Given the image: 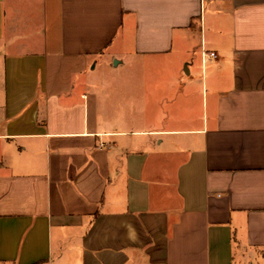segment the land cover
Segmentation results:
<instances>
[{
	"label": "crops",
	"instance_id": "1",
	"mask_svg": "<svg viewBox=\"0 0 264 264\" xmlns=\"http://www.w3.org/2000/svg\"><path fill=\"white\" fill-rule=\"evenodd\" d=\"M0 264H264V0H0Z\"/></svg>",
	"mask_w": 264,
	"mask_h": 264
},
{
	"label": "built area",
	"instance_id": "2",
	"mask_svg": "<svg viewBox=\"0 0 264 264\" xmlns=\"http://www.w3.org/2000/svg\"><path fill=\"white\" fill-rule=\"evenodd\" d=\"M218 58V54L215 51L203 50L202 60L203 62H208Z\"/></svg>",
	"mask_w": 264,
	"mask_h": 264
},
{
	"label": "rangeland",
	"instance_id": "3",
	"mask_svg": "<svg viewBox=\"0 0 264 264\" xmlns=\"http://www.w3.org/2000/svg\"><path fill=\"white\" fill-rule=\"evenodd\" d=\"M101 78V77H100Z\"/></svg>",
	"mask_w": 264,
	"mask_h": 264
}]
</instances>
